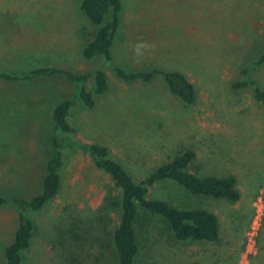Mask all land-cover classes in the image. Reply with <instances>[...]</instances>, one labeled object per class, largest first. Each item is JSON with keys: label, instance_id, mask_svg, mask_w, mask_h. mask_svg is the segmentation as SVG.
<instances>
[{"label": "rangeland", "instance_id": "rangeland-1", "mask_svg": "<svg viewBox=\"0 0 264 264\" xmlns=\"http://www.w3.org/2000/svg\"><path fill=\"white\" fill-rule=\"evenodd\" d=\"M122 1L114 65L179 71L196 87L194 104L172 95L161 75L129 84L103 58L86 62L83 49L98 27L81 11V0H0V70L102 68L108 92L94 110L77 102L69 118L82 143L107 146L136 180L188 150L195 153L194 174L238 178L243 197L236 204L193 196L172 181L157 185L151 198L216 214L221 240L177 242L155 220L140 230L137 264H264V105L254 86L232 87L264 54V0ZM246 78L264 90V65ZM78 92L63 76L0 78V195L30 200L42 193L53 110ZM64 159L59 194L42 211L29 212L36 231L22 264H117L111 233L118 217L104 211L113 182L86 153L65 149Z\"/></svg>", "mask_w": 264, "mask_h": 264}, {"label": "trees", "instance_id": "trees-1", "mask_svg": "<svg viewBox=\"0 0 264 264\" xmlns=\"http://www.w3.org/2000/svg\"><path fill=\"white\" fill-rule=\"evenodd\" d=\"M81 11L90 24L97 26L94 37L85 45L82 57L86 62L103 58L105 66L113 70L116 77L125 83H150L161 75L170 91L184 105L196 102L195 85L179 71H129L115 66L112 48L121 27L122 0H81ZM264 65V54L254 62V66L244 69V79L233 83L234 90L254 86L255 99L264 105V90L256 82L246 77L257 67ZM63 76L79 86L73 99L59 103L53 110L55 126L52 138L53 153L46 164L42 193L27 200L7 198L0 195L1 207H14L19 214V227L11 245L5 250V260L1 264H22L24 252L31 246L36 224L29 216L43 210L59 194L62 187V170L65 166L64 150L83 152L90 156L95 167L113 182V187L104 199V211L116 212L118 223L113 236V251L117 264H137L140 254V230L154 225L155 220L166 226L171 237L181 243H217L220 241L221 224L213 212L200 208H179L166 200L151 198L157 185L172 181L193 196H203L225 200L236 204L241 199L238 178L235 175L199 176L190 167L195 159L192 150L158 166L151 174L136 180L126 167L112 157L107 146L96 143H82L78 131L69 122L72 110L81 102L87 110H94L96 98L109 90V78L104 69L78 73L58 67H43L23 73L0 70V78L9 83L30 82L38 78ZM91 82V90L88 85ZM108 212V213H109ZM104 222V218H102ZM77 240L81 238L73 234ZM75 261V259H74Z\"/></svg>", "mask_w": 264, "mask_h": 264}, {"label": "crops", "instance_id": "crops-1", "mask_svg": "<svg viewBox=\"0 0 264 264\" xmlns=\"http://www.w3.org/2000/svg\"><path fill=\"white\" fill-rule=\"evenodd\" d=\"M2 183H3L2 173L0 172V185ZM240 191H241V199H240L241 201L243 197L241 188H240ZM17 218L19 221L18 211L14 207H1L0 208V254L2 253L4 254L6 248L9 245H11L13 242L14 235L20 224V222L19 223L17 222ZM220 240H221V234H220Z\"/></svg>", "mask_w": 264, "mask_h": 264}]
</instances>
